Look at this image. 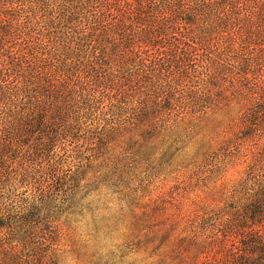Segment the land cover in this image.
I'll list each match as a JSON object with an SVG mask.
<instances>
[{"label": "trees", "instance_id": "16d2710c", "mask_svg": "<svg viewBox=\"0 0 264 264\" xmlns=\"http://www.w3.org/2000/svg\"><path fill=\"white\" fill-rule=\"evenodd\" d=\"M19 2L0 0V189L13 162L29 179L81 139L156 140L171 123L220 111L238 128L224 157L243 167L231 230L245 233L248 257L262 255L264 0H45L32 10ZM1 219L0 230L10 228ZM34 237L1 252L0 264H58Z\"/></svg>", "mask_w": 264, "mask_h": 264}, {"label": "rangeland", "instance_id": "374dc122", "mask_svg": "<svg viewBox=\"0 0 264 264\" xmlns=\"http://www.w3.org/2000/svg\"><path fill=\"white\" fill-rule=\"evenodd\" d=\"M18 1L28 10L45 2ZM222 114L171 123L159 139L135 144L81 139L61 152L59 165L43 163L29 179L9 164L14 176L0 189V219L10 228L0 230V255L35 236L58 264H264V252L248 257L245 233L231 230V191L243 167L224 157L238 128ZM2 203L11 220L3 221Z\"/></svg>", "mask_w": 264, "mask_h": 264}]
</instances>
